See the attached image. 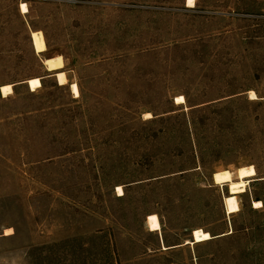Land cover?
Listing matches in <instances>:
<instances>
[{"label": "rangeland", "instance_id": "374dc122", "mask_svg": "<svg viewBox=\"0 0 264 264\" xmlns=\"http://www.w3.org/2000/svg\"><path fill=\"white\" fill-rule=\"evenodd\" d=\"M4 85L0 264H264V0H0Z\"/></svg>", "mask_w": 264, "mask_h": 264}, {"label": "bare ground", "instance_id": "6f19581e", "mask_svg": "<svg viewBox=\"0 0 264 264\" xmlns=\"http://www.w3.org/2000/svg\"><path fill=\"white\" fill-rule=\"evenodd\" d=\"M195 6H196V0H187V7L188 8H195ZM21 11H22L23 14H28L29 13L28 5L23 3L21 5ZM61 77H63V80L61 79ZM55 78L57 79V81H58L60 86H66L67 77H66L65 73H57L55 75ZM33 81H36L38 83L33 84L32 83ZM27 83H28V85L30 86V88H31V90L33 92H35L37 89L42 87V79H40V78L30 79ZM5 88H10L11 91L4 92L3 89H5ZM71 90L73 92V95L76 98L80 97V91H79V87H78L77 84L71 85ZM13 93H14V86L13 85H4V86L0 87V94L4 98H7L8 96L12 95ZM250 97L255 99L256 98L255 93H251ZM175 101H176L177 105L178 104H185V102H186L184 97H178L177 99H175ZM146 116H147L148 119L153 118L151 114H147ZM242 170H247L248 175L245 176V177H241L239 175V173ZM225 173H227L231 177V179L228 180V181H225L223 183H218L216 181V177L217 176H222ZM256 175H257V172H256V169L254 167H250V168L246 167V168H240L237 171V179L236 180L234 178V175L230 171H223V172L216 173L214 175V182H215L216 185H220V186L227 185L229 187L230 193L232 195H239V194L246 193L248 185L250 184L251 179L255 178ZM233 185H241L242 187L240 188V190L238 192H233ZM117 192L119 194L118 196L124 195V190H123L122 187H118ZM261 207H262V203L261 202H254V208L255 209H260ZM6 232H7L6 235H11L12 234V230L11 229L7 230Z\"/></svg>", "mask_w": 264, "mask_h": 264}, {"label": "crops", "instance_id": "0c3cea01", "mask_svg": "<svg viewBox=\"0 0 264 264\" xmlns=\"http://www.w3.org/2000/svg\"><path fill=\"white\" fill-rule=\"evenodd\" d=\"M40 55V54H39ZM48 59V58H47ZM47 59H45V60H47ZM44 62V61H43ZM48 71V70H47ZM49 72V71H48ZM50 74H52L53 76L55 75L54 73H52V72H49ZM28 84V83H27ZM69 84V83H68ZM15 87V86H14ZM249 92V94H248V97H249V101L250 102H261V103H264V95L263 94H261V92L259 91V90H257V89H253V90H249L248 91ZM251 93H255V95H256V98L255 99H253V98H250V94ZM179 97H183V96H179ZM240 97H242V95L240 94V95H235V96H233V97H230L229 99H232V98H240ZM178 97H176V99H177ZM185 98V97H184ZM2 99H4V97H2L1 96V94H0V102H1V100ZM252 99V100H251ZM186 100V99H185ZM186 103L187 102H185V104H178V105H186ZM177 104V103H176ZM213 179H214V177H213ZM121 187V186H120ZM119 195V194H118ZM125 196V194L124 195H122V196H119L120 198H122V197H124ZM151 215H156V214H151ZM150 216V215H149ZM148 218V217H147ZM160 220V219H159ZM161 223V222H160ZM147 226H148V224H147ZM148 229H149V227H148ZM150 231V230H149ZM151 232V231H150ZM159 232H162V230L161 231H159ZM194 232V231H193ZM207 232V231H206ZM151 233H156V232H151ZM210 233V232H209ZM211 234V233H210ZM12 235V234H11ZM7 236H10V235H7ZM193 236V235H192ZM224 236H226V235H222V236H219V237H213V239H215V238H221V237H224ZM194 240V239H193ZM187 242H189V241H187ZM186 242V244H184V245H175V246H171V248H169V249H174V248H178V247H183V246H186V245H193V244H191V243H187ZM191 242H194V241H191ZM200 244H202V243H200ZM200 244H195V245H200ZM194 245V246H195ZM165 250L166 249H168L167 247H163Z\"/></svg>", "mask_w": 264, "mask_h": 264}, {"label": "clouds", "instance_id": "9594fccd", "mask_svg": "<svg viewBox=\"0 0 264 264\" xmlns=\"http://www.w3.org/2000/svg\"><path fill=\"white\" fill-rule=\"evenodd\" d=\"M239 175L241 177H245V176L248 175V172H247V170H242V171H240ZM230 179H231V177L227 173L223 174L222 176H217L216 177V181L218 183H223V182L228 181ZM241 187H242L241 185H233V192H238ZM227 204H228V209L230 211L231 210H234L235 207H236V200L229 199L228 202H227Z\"/></svg>", "mask_w": 264, "mask_h": 264}, {"label": "snow or ice", "instance_id": "6c2138e0", "mask_svg": "<svg viewBox=\"0 0 264 264\" xmlns=\"http://www.w3.org/2000/svg\"><path fill=\"white\" fill-rule=\"evenodd\" d=\"M61 79L63 80V77H61ZM32 83H33V84H36V83H38V82L33 81ZM3 91H4V92H9V91H11V89H10V88H5V89H3ZM153 219H155V218H153Z\"/></svg>", "mask_w": 264, "mask_h": 264}]
</instances>
